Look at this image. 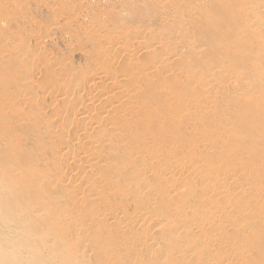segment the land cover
<instances>
[{
	"label": "rangeland",
	"instance_id": "rangeland-1",
	"mask_svg": "<svg viewBox=\"0 0 264 264\" xmlns=\"http://www.w3.org/2000/svg\"><path fill=\"white\" fill-rule=\"evenodd\" d=\"M199 4L0 0V158L8 160L9 175L16 174L18 189L10 194L26 198L22 210L44 205L47 227L70 237L90 227L85 236L112 243L110 254L145 264H224L229 250L264 264V242L256 243V235H264V37L253 32L264 30V0H223L211 9ZM139 35L155 47L153 53L138 48ZM130 51L141 56V65L124 56L114 59ZM167 56V62L149 67ZM108 64L127 73L120 79L132 81L106 91L111 101L89 113L84 105L99 104L106 95L92 98L80 85L100 70L107 80ZM62 94L75 106L65 105ZM76 108L91 118L134 111L138 116L94 129L91 118L77 120ZM86 131L106 140L93 147L89 140H72ZM80 142L87 150L69 156L63 146L78 148ZM74 159H81L79 167ZM156 160L162 166L146 170ZM177 163L194 168L164 171ZM212 210L214 223L224 228L213 231V244L193 226ZM60 216L62 225L56 223ZM143 216L155 217L135 222ZM249 231L254 237L245 239ZM187 246L190 251L175 259Z\"/></svg>",
	"mask_w": 264,
	"mask_h": 264
},
{
	"label": "bare ground",
	"instance_id": "bare-ground-1",
	"mask_svg": "<svg viewBox=\"0 0 264 264\" xmlns=\"http://www.w3.org/2000/svg\"><path fill=\"white\" fill-rule=\"evenodd\" d=\"M198 1L200 2L199 7L201 9H211L212 6L223 2V0H198ZM192 13H194V11L189 12V14H192ZM256 15L259 16L260 18L263 17L262 13H259ZM256 15L253 18H255ZM233 18H234V16L232 14H230L229 19L232 20ZM236 25L238 27L242 26L240 22H236ZM253 32L256 34H262L264 37V30L255 29ZM138 39L139 40L137 41V46L139 49H143L144 52H149V53H153L155 51V47H149L148 44H146V42L144 40V36L139 35ZM115 41H117V40H115ZM120 42H121V40H120ZM114 44L115 43H113V45ZM123 44H125V43H123ZM127 48L128 47H126V49ZM128 50H130V49H128ZM113 54H114V51H113ZM119 56H124L126 58H129L130 60L134 61L137 65L142 64L141 56L135 54L134 52H131V53L126 54V55H124L123 53L120 55L117 54L116 57H114V59H116ZM170 57L168 58V56H167V58H165V59L164 58H161V59L158 58L157 60H151V62L149 61L150 62L149 67H155L158 62L165 63L170 59ZM108 66L112 67L111 68L112 74L110 75L109 78L107 77V80H105V79L102 80V77H103L102 74L103 73L101 75H99V73L102 72L100 70L99 73L94 72L95 75L92 77V80L89 82V84L86 85L85 84L86 82H84L83 84L80 85V88H82V90H84L85 92H88V94L92 98H93V94L96 92L102 93V95L104 94L103 96L106 95L102 99H97V100H102V101L99 104H93L94 107L91 105H87V104L84 105V108H87V112H88V109L91 107L93 108V110L100 111L103 108L102 105H105L106 103H108L112 99L110 96H107V93H110L112 90L114 91V88L120 87V84H122V83L123 84L125 82L130 83L132 81L131 76H127L123 80H122V78L121 79L119 78L121 76L123 77V76L127 75V73L124 70L118 71L115 68H113L112 64H108ZM101 69H103V67ZM27 70L25 73H28ZM32 73H33V70H32ZM22 75L23 74H21V76H20L21 79H22ZM26 75L25 76H26V78H28V81L31 80V79H29L31 76H29L28 74H26ZM188 75L194 76L195 72L192 71ZM32 76H34V75L32 74ZM66 78H64V79H66ZM98 79L101 80L100 83H99ZM71 80H72V78H71ZM71 80H69V82H71ZM135 80H136V82L134 84L136 85V83L138 81L137 77L135 78ZM66 81H68V80L66 79ZM105 81H107V82H105ZM124 87L125 86H123V88ZM118 89H120V88H118ZM106 91H108V92L106 93ZM111 93H113V92H111ZM130 93H131V91H128V95H130ZM116 95L117 94H115V96ZM61 96H60L62 98L61 100L63 102L67 103V104L65 103V105H68L71 107L75 106L74 103L71 102L67 98L66 94H62ZM99 97H100V95H99ZM92 98H89L90 102L93 101ZM81 100H82V98H81ZM97 100H95V101H97ZM120 101H121V99H120ZM77 102H76V104H78ZM70 103H71V105H70ZM80 103H81V105L83 104L82 101H80ZM100 104H102V105H100ZM111 104H109V105H111ZM97 106H99L100 108H98ZM106 107H107V105H106ZM141 107H142V109L145 110L146 113H151L153 111L149 108L147 101H142ZM40 108H42V107H40ZM78 108H79V106H78ZM78 108H76V111L78 113H75L74 115L77 116V120L79 122L86 123L89 120V118H91V117L88 115H85V112H86L85 110L84 111L82 110L81 112H79ZM91 110L92 109H89V113L91 112ZM53 113H54V111H53ZM71 113H69V114H71ZM97 115H98V113H97ZM137 116H138V112L134 111L131 113V115H127L126 113H124V114L119 115V116H112V117H110L111 119L104 117V116H98L99 118L96 116L97 118H91L90 122L92 123V127L94 126V129H96V128L100 127L104 123V121L106 122V121L110 120L115 124L116 122H126L131 117H137ZM93 117H95V116H93ZM104 127H105V124H104ZM54 128H56V127H54ZM50 130H51V128H50ZM52 130H51V133H52ZM79 130L81 132V129H79ZM65 132H66V130H65ZM98 132H99V130H98ZM98 132L92 134V133H90V132L88 133L86 131L83 133V135L76 133L75 137L72 138V140L73 139L89 140L90 144H91L89 146L93 147L94 146L93 142H102V141L106 140V139H103V140L99 139L100 141L97 140L96 135L98 134ZM109 140H110V138H109ZM78 143H76V144H73V143L68 144L67 143L66 146L65 145L63 146L65 149L67 148L70 151L69 152L66 149V152L69 156L71 155L70 153H73L74 150H78L80 153H81V150L82 151L84 150V152L87 150L85 148L87 146V144H85L84 142H80L82 144H79V146L77 148ZM3 144L5 146H8L9 143L6 141V142H3ZM57 153L60 155L61 150H60V152L57 151ZM92 160H93V157L89 158L87 161L91 162ZM7 161L8 160L3 161V159L0 158V264H145L144 262H140L137 260H128V258L125 254H110L109 251L111 249L115 248V246L111 242H110L111 244H106L105 242L101 243L98 240H95L93 238L89 239L85 236V234L89 231V228H90L89 226H88L89 228L84 226L81 230L76 231L73 234L74 237H70V235L66 236V235L62 234V232L58 231V229L51 224L49 227H47L48 222H46L45 217L49 218V216H45L44 213L40 212V211H42L44 205H39L36 208L31 209V210H22L20 207V203L25 202L24 200H26V198L17 192L14 193L15 196H13V194L11 196L10 191L13 188L18 189V183H17V180L14 178L16 174L12 175L13 176L12 177L9 175V172L7 170H5V164H6V167L9 166V165L7 166ZM77 162L78 163L81 162V159L75 160V162H74L75 166L79 167ZM176 162H178V161H176ZM9 163H11V162H9ZM183 163L181 166H179L180 164H178V163L175 165L166 164L165 166H163V168H164L165 172L170 173L171 175H173L175 173H181L184 171H189V170H192L194 168V165H188V164H183ZM158 166H162V163L160 161H158V160L152 161V162L146 164V170H153ZM8 169H9V167H8ZM73 169H74V167H73ZM7 172H8V175H7ZM95 173L91 172L92 175H96ZM168 181H172L175 184L181 183V179H170ZM11 192H13V190ZM101 194H102V192H101ZM98 195H100V194H98ZM68 212L70 213L71 209H69ZM46 214H48V213H46ZM152 215H153V213H152ZM153 217H155V216H153ZM153 217L152 218H150V217L145 218V216L138 217V218H135L136 219L135 222L140 221V222H146L147 223L148 222L147 219L152 220ZM215 217H216V214L213 212V210L209 211L204 216L203 220H201L200 222H196L193 225L198 230L197 234L206 235L208 237V242L211 244H213L214 240H215V237L211 236L213 231L216 228L218 229V232L224 230L223 227H219V225H216L214 223ZM45 223H46V227H44ZM56 223L58 225L64 224L65 223L64 217L63 216L58 217ZM150 224H151V221H150ZM37 235H41L42 240H39V238L36 237ZM251 237H254L253 231H249L246 234L245 239H249ZM143 239H145V237ZM262 242H264V235L263 234H257L256 235V243H262ZM171 243L172 242L170 240H168L164 245L168 246V245H171ZM62 247L66 248L67 251L63 252L60 249ZM190 249H191L190 246H187V247L180 249L179 253L175 256V259H180L185 254H187L190 251ZM65 253L66 254L70 253L69 256L66 258V261L63 258ZM249 255L250 254H248L245 257V259H247L249 257ZM223 257L226 259V262L224 264H255L249 260H242V259L236 258L234 256V250H229V251L224 252Z\"/></svg>",
	"mask_w": 264,
	"mask_h": 264
}]
</instances>
